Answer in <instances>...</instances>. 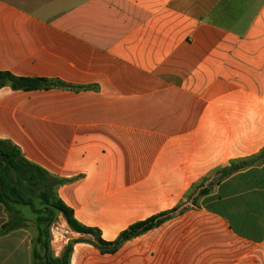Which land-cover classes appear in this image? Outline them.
Returning a JSON list of instances; mask_svg holds the SVG:
<instances>
[{
	"label": "crops",
	"instance_id": "0c3cea01",
	"mask_svg": "<svg viewBox=\"0 0 264 264\" xmlns=\"http://www.w3.org/2000/svg\"><path fill=\"white\" fill-rule=\"evenodd\" d=\"M0 72L72 87H1L0 140L103 241L210 188L68 264H264V0H0ZM20 232L0 264H30Z\"/></svg>",
	"mask_w": 264,
	"mask_h": 264
},
{
	"label": "trees",
	"instance_id": "16d2710c",
	"mask_svg": "<svg viewBox=\"0 0 264 264\" xmlns=\"http://www.w3.org/2000/svg\"><path fill=\"white\" fill-rule=\"evenodd\" d=\"M4 86H8L14 91H30L49 89L52 87L72 88L62 85L58 81L16 77L8 72H0V88ZM244 165L245 162L240 164L241 167ZM232 170H230V172ZM64 183V180L51 176L41 167L27 161L16 146L8 141L0 140V204L3 206L6 213L10 215L8 221L1 226L0 233L12 231L20 225L21 218L15 206H26L31 208L34 212H45L49 215H52L53 212L60 213L72 232L87 235L92 238V240L87 241L80 239L74 240L64 248L61 256L54 257L51 255L49 243L41 241L42 234L40 233L38 242H42L43 254L40 256L36 252H33L32 259L35 260V262L31 264H68V256L71 252L72 244L79 242L90 243L100 252L112 254L124 242L160 226L175 214L182 213L189 207L184 206L189 201L187 197L186 200L177 207L134 223L122 231L114 241L106 242L101 239L98 230L84 227L79 224L74 219L72 211L58 199L55 190ZM202 186L203 185H199L194 188L192 192L199 191L198 196L205 195L209 192L210 188ZM192 192L191 194H193ZM34 198H38L42 203V211H35L33 209ZM196 201L197 197H192L191 204L195 206L197 203Z\"/></svg>",
	"mask_w": 264,
	"mask_h": 264
},
{
	"label": "rangeland",
	"instance_id": "374dc122",
	"mask_svg": "<svg viewBox=\"0 0 264 264\" xmlns=\"http://www.w3.org/2000/svg\"><path fill=\"white\" fill-rule=\"evenodd\" d=\"M199 192V191H198ZM193 193V192H192ZM193 194H196L194 192ZM190 194L187 199L191 204L192 198ZM195 197V196H194ZM189 204V203H188ZM184 206H187L185 204ZM18 214L21 218L20 225L12 231H21L25 238L27 250L30 255V264L35 262L32 259V253L36 252L40 256L43 254L42 242H38L39 234L41 233V241L49 243L51 255L61 256L64 248L73 240H70L69 231L66 225L63 223V216L60 213L53 212L52 215L46 214L45 212H34L31 208L26 206H15ZM35 211H42L43 205L38 198H34V208ZM0 217L6 218L7 221L10 215L6 213L3 206L0 204ZM80 239V238H77ZM83 240H92V238L84 237ZM64 245L62 246V243ZM58 256V257H59Z\"/></svg>",
	"mask_w": 264,
	"mask_h": 264
}]
</instances>
